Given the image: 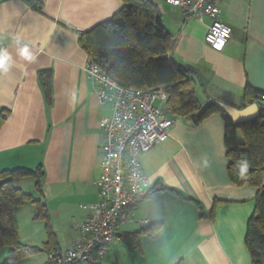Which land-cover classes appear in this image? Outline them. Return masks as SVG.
<instances>
[{
	"label": "crops",
	"instance_id": "crops-1",
	"mask_svg": "<svg viewBox=\"0 0 264 264\" xmlns=\"http://www.w3.org/2000/svg\"><path fill=\"white\" fill-rule=\"evenodd\" d=\"M38 1L42 12L28 0H0V49L11 61L0 74V110L10 112L0 129V171L41 165L37 192L57 239L49 249L66 251L81 238L83 205L99 199L102 121L112 115L86 71L90 59L79 36L116 14L123 0ZM151 1L176 40L171 57L197 69L203 107L211 99L242 107L248 84L264 90V0H222L221 20L232 36L221 52L205 42L210 17L199 21L165 0ZM25 47L33 59L21 55ZM40 70L48 71L47 90ZM224 134L220 114L200 124L176 118L169 138L140 156L148 194L138 216L162 229L150 236L122 225L103 264H252L245 236L258 189L230 181Z\"/></svg>",
	"mask_w": 264,
	"mask_h": 264
},
{
	"label": "trees",
	"instance_id": "trees-1",
	"mask_svg": "<svg viewBox=\"0 0 264 264\" xmlns=\"http://www.w3.org/2000/svg\"><path fill=\"white\" fill-rule=\"evenodd\" d=\"M34 10L43 11L38 0H28ZM79 42L90 61L120 85L156 91L164 87L169 99L167 113L175 118L190 117L195 124L202 123L214 114L225 121L224 143L228 158L227 172L236 185H249L258 189L255 209L250 216L245 244L250 251L252 264H264V90L247 85L244 90L243 106L257 103L260 114L257 118L236 123L211 99L202 106L197 96V69L182 65L171 57L176 40L166 28L159 6L151 0H123V7L111 18L84 31ZM0 52H4L0 49ZM44 88L49 87L48 71H39ZM10 112L0 110V129ZM44 170L16 167L0 171V249L11 247L1 264H15L20 259L39 252L41 249L24 244L16 220V208L27 202L38 207V217L48 220V240L45 249L57 246V239L50 222L46 202L34 199L15 185L14 180L24 177L35 179L36 190L42 191ZM147 196V195H146ZM162 223L143 226L138 231L157 236ZM45 264H49V261ZM181 264V263H179Z\"/></svg>",
	"mask_w": 264,
	"mask_h": 264
},
{
	"label": "built area",
	"instance_id": "built-area-1",
	"mask_svg": "<svg viewBox=\"0 0 264 264\" xmlns=\"http://www.w3.org/2000/svg\"><path fill=\"white\" fill-rule=\"evenodd\" d=\"M165 1L179 7L185 17L199 21L210 17L205 42L215 51L225 49L232 27L221 20L222 0ZM86 71L96 85L100 103L112 109V115L102 121L103 157L96 181L99 199L83 205L87 217L80 224L81 238L71 248L47 250L49 264H103L122 225L147 224L138 216L139 204L148 194L140 156L166 141L176 122L166 111L169 96L164 87L150 91L120 85L92 61Z\"/></svg>",
	"mask_w": 264,
	"mask_h": 264
},
{
	"label": "rangeland",
	"instance_id": "rangeland-1",
	"mask_svg": "<svg viewBox=\"0 0 264 264\" xmlns=\"http://www.w3.org/2000/svg\"><path fill=\"white\" fill-rule=\"evenodd\" d=\"M198 98L202 102L204 95L200 87L197 88ZM159 100L156 101L158 105ZM264 123V119L262 120ZM19 181L14 180V183L18 187H22L28 193L34 195V199H40V193L35 189V180L32 177L25 178ZM40 200H44L43 197ZM17 214V223L19 226L20 237L24 244L32 247L40 248L41 250L35 254L20 259L15 264H45L48 262V253L45 249V243L48 240V220L38 217V207L34 202H27L23 206H20ZM11 251V247L5 246L0 249V264L5 261Z\"/></svg>",
	"mask_w": 264,
	"mask_h": 264
},
{
	"label": "water",
	"instance_id": "water-1",
	"mask_svg": "<svg viewBox=\"0 0 264 264\" xmlns=\"http://www.w3.org/2000/svg\"><path fill=\"white\" fill-rule=\"evenodd\" d=\"M214 102L217 107H219L228 117H230L236 123L253 120L260 114V107L257 103L248 104L243 107H237L219 99H216Z\"/></svg>",
	"mask_w": 264,
	"mask_h": 264
},
{
	"label": "clouds",
	"instance_id": "clouds-1",
	"mask_svg": "<svg viewBox=\"0 0 264 264\" xmlns=\"http://www.w3.org/2000/svg\"><path fill=\"white\" fill-rule=\"evenodd\" d=\"M21 55L27 60L33 59L27 47L21 49ZM10 63V57L4 52H0V74L9 70Z\"/></svg>",
	"mask_w": 264,
	"mask_h": 264
}]
</instances>
